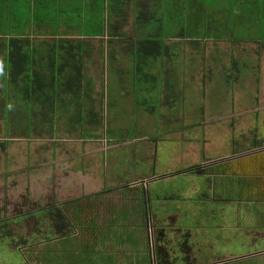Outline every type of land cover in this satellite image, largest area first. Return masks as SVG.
Instances as JSON below:
<instances>
[{
  "label": "flooded vegetation",
  "instance_id": "af4514ba",
  "mask_svg": "<svg viewBox=\"0 0 264 264\" xmlns=\"http://www.w3.org/2000/svg\"><path fill=\"white\" fill-rule=\"evenodd\" d=\"M4 43L0 39V46ZM241 133L220 131L213 143V138L173 137L162 142L164 149L173 145L165 151L158 142L146 143L140 150L152 151L148 178L122 179L117 203L108 186L66 200L53 195L47 204L71 201L66 207L70 264L98 252L113 253L114 264H264V134ZM141 164L147 165L141 162L135 170ZM20 206L26 211L17 215L19 221L0 220V240L31 264L36 250L60 240L44 238L49 232L38 200Z\"/></svg>",
  "mask_w": 264,
  "mask_h": 264
},
{
  "label": "crops",
  "instance_id": "0c3cea01",
  "mask_svg": "<svg viewBox=\"0 0 264 264\" xmlns=\"http://www.w3.org/2000/svg\"><path fill=\"white\" fill-rule=\"evenodd\" d=\"M235 1L236 5H232V8L227 4L228 6L226 7L229 8L224 9V3L221 0H207L204 4L193 0L198 16H194V19H192L190 18L191 0H62L61 3L60 0H51V5L46 10L50 12L49 15L54 20L44 22L41 26H34L32 33L38 35L36 37H29L34 39L30 40L31 43L39 46V48L50 49L52 47L56 48L55 38L60 37L62 33H69L75 38H79L80 36L78 34L85 32L101 31L104 35L91 36L90 38L94 42L87 40L84 44L83 73L85 74V83L80 91L81 97L78 100L79 103H75V100L71 102L69 99L57 103L54 106L55 113H59L56 118H59L63 113L64 119L59 118V121H55L56 118L52 117L51 121H49V119L44 120L42 118V115L46 113V103L41 101L34 105L39 117H35L33 122L41 126L49 122L46 128L52 125L56 128L58 124L64 129L74 127V121L70 120V117L73 115L72 111L75 112L76 106L81 107V104H84L86 108L88 107L91 110L96 103V110L100 114L107 103L108 99L106 96H111L110 93L113 88L116 91L118 90L121 95L125 94V97L128 96L131 98L130 100L133 102V105L139 107L138 95H142L139 92L149 91L151 92L150 96L153 97L152 91L156 87L153 82L161 83L162 81L165 82L164 88L158 91V95H161L164 99L168 95L167 92H169L171 96L169 100L171 102H167L166 107H164L165 103L163 104V110L167 114L161 120H156V113L159 112L160 108H157L155 111L152 107L153 128L155 127L154 123L159 122L161 124L159 127H167V129L172 130H183L195 127L203 129H223L224 126L226 127V122L230 121V123L236 124L234 122L235 118L228 113L238 111L258 113L257 109L260 106L258 104L259 92L264 89V41L257 40V42L244 44H233L229 41L230 39L228 41L224 40L223 42H208L212 44V50L217 52L212 59L213 65H211V58L209 57L210 51L212 50L210 47L205 49V46L202 47L200 44L199 38H212L210 34L212 32H218L221 28H227V30L231 31L232 29L237 30L239 27H246L254 32H264V4L257 5L258 2H262L263 0ZM250 3L254 4V6L256 4L257 7L244 9ZM230 15L231 17L228 22L227 16L229 17ZM64 17L68 18V20L63 19ZM55 18H59L60 21H56ZM90 18H92V21H89ZM98 18H102L103 20L101 25L99 24ZM188 29H192L189 31L194 33L205 34V36L198 35L199 37H196L194 41L198 43L195 56H193L194 54L192 56L189 55L187 46L184 43L186 37H188L186 36ZM47 33H58L59 35L49 36L46 35ZM157 33L161 34L159 39H161V44L166 50L165 54L163 57L153 61V64L151 62L149 63V60L139 61L136 56L139 38L141 39L150 34L153 36V34ZM166 33L174 35H171L165 40L164 34ZM2 47L6 52V60L8 46H4L3 44ZM97 47L103 52L109 48L108 52L106 51V59L104 58V62L102 54L97 59L93 57V55L97 54L94 52ZM222 51L226 52L228 56V59L224 61L221 60ZM125 57H127V60ZM189 58L194 60L196 69L187 70L186 62L190 60ZM108 59H110L111 66L106 64ZM247 59L253 61V64H247ZM130 64L134 65L129 72V74L132 72L131 79L126 77L127 67ZM171 64L172 66L168 69ZM219 70L225 72V80L223 82L222 79L217 81V91L214 94L217 100L218 98L220 99V105H215L220 107V110L216 111L214 104L211 109L208 108L209 106L206 107V105L195 106L191 109L188 104V98L191 94L190 90L195 92L199 102L204 103L207 82L211 84L212 79H216L215 76L218 75L217 71ZM53 73L54 75L57 74L56 69H54ZM136 74L140 76L137 79ZM71 75L72 73L66 74L67 77ZM140 79L146 83L143 84L144 86L138 85ZM106 82L109 87L108 85L106 86ZM191 82L192 85H190ZM59 86L60 83H58ZM219 86L222 88L225 86V95L221 91L219 92ZM10 90L11 87L9 88ZM11 91L8 95L9 99H11L3 102V114H0V119L6 113V110H9V114L10 112L12 114L15 113V116L21 119V124L22 119H25L27 123V119H29L28 110L24 107H19L23 104L22 101L19 102L18 106L13 104V101L16 99H14L13 95L10 96L12 94ZM118 92L114 95L115 97L120 96ZM51 93H58L64 97L73 96L72 91L67 89L57 88ZM225 97L229 98L226 103H224ZM166 99L168 100V98ZM132 102L130 103L132 104ZM214 102L216 103V100ZM80 110L82 111V109ZM190 111L194 112V114H191ZM87 118L85 115L86 124H80L82 128L87 127ZM83 121L82 118L79 123ZM141 122L144 123L145 121ZM258 122L264 123V120L261 117L259 119L254 118L251 124L253 129L260 128L256 125ZM16 123L19 126L17 118ZM222 123L223 125L221 126ZM91 125L94 127L93 124ZM4 141L6 142L2 145L5 146L11 145L12 143L10 138H4ZM144 146H147V144L145 143L142 148ZM2 176L0 174V178ZM9 179L4 175L2 187L5 193L6 189L11 187L12 185L10 184L14 181V179Z\"/></svg>",
  "mask_w": 264,
  "mask_h": 264
},
{
  "label": "rangeland",
  "instance_id": "374dc122",
  "mask_svg": "<svg viewBox=\"0 0 264 264\" xmlns=\"http://www.w3.org/2000/svg\"><path fill=\"white\" fill-rule=\"evenodd\" d=\"M196 1L203 4L207 2V0H195V2ZM221 1L222 3H224V9L229 8L226 7L228 5L231 8L232 5H236L235 0ZM261 3L264 4V0L262 2H258L257 5L260 6ZM190 4V18L194 19V16H198L197 9L194 7L195 3L193 2V0H191ZM252 7L257 6L256 4L254 6V4L250 3L248 6L244 7V9H252ZM46 12L50 13L47 10ZM230 17L231 15L229 17L227 16L228 22ZM67 27H69V25H67ZM64 29H66V27H64ZM189 30L192 29H188V34L186 35L188 37H186L184 43L187 46L189 55L192 56L194 54L193 56H195L198 48V43H195L194 41L196 37L205 36V34H198ZM36 35L38 34L32 33L31 37H36ZM171 35L174 34H164L165 40ZM210 35L212 36V38H199L200 44L202 45V47L205 46V49H207L208 47H210L211 50L213 49L212 44H209L208 42H223L224 40L228 41V39H230L229 41L233 44L251 43L257 42V40L264 41V32H254L246 27H239L237 30L232 29L231 31L227 30V28H221V30H219L218 32H212V34ZM128 36H130V34H128ZM0 39L4 38L2 37ZM84 40L85 42H87V40L90 42H94L92 41V38H86ZM108 50L109 48L105 49V52H103L102 50H100V48L97 47V49L95 48L94 50V52L97 54L93 55V57L97 59V57L102 54V59H106V51L108 52ZM216 54L217 52H214V50L210 51L209 57L211 58V65H213L212 59ZM5 55V50L2 46H0L1 115L3 114V102H7L11 99H9L8 96L10 93L9 88L14 87L10 85V65L8 57L5 62ZM221 57L222 61L228 59V56L224 51L221 52ZM105 59L103 60V62L105 61ZM125 59L127 60V57H125ZM189 59L190 60L186 62L187 70L196 69L194 60H192L191 58ZM148 60L149 63L151 62L153 64V60L147 59V61ZM109 61L110 59L106 61V64L111 66V63ZM246 63L251 65L253 64V61L247 59ZM171 66L172 64L168 67V69ZM131 67H134V65L130 64L127 67L126 77L129 79L132 78V72L131 74H129ZM217 74L218 75L215 76L216 79H212L211 84L207 82L204 103L199 102L197 96L195 95V92L190 90L191 94L188 98V104L191 109L192 107H198L201 105H206V107L209 106L208 108L211 109L213 108V104L214 106L220 105V99L218 98L217 100L216 97H214V94L217 91V81L222 79L223 82L225 80V72L223 70H219L217 71ZM138 77L140 76L136 74V79ZM164 83V81H162L161 83L153 82V84L156 85L155 89L152 91L153 97L150 96L151 92L149 91L139 92L140 94H142L138 95L139 107L133 105V102L130 100L131 98H129L128 96L125 97V94L121 95L118 90L116 91L113 88L110 93L111 96H106V98L108 99L107 103L99 114L101 123L94 124V127L88 123L86 128H82V126L78 124V122L80 121V117H82L83 120L86 121L85 115L88 114V110H90V108L87 107L83 109L85 115L83 111H79L78 109H76L75 112L72 111L74 115H71L70 120L74 121L73 123H75L77 128L69 127L64 129L59 124L56 128H54V125L46 128V125H48L49 122L44 126L38 125L37 123L33 122V128L30 132L31 135L30 137H27L28 135H25V130L23 128H26L27 126L30 127V120L27 119L28 123H26V120L22 119V124H19V126H17V117L15 116V113L12 114L10 112V114L13 116L12 120V116L9 114V110H6V113H4V115L1 116L0 119V174L3 175L0 178V208L5 207L6 197L10 196L8 197V201H10V203L6 205V215L10 218L7 221L16 222L20 220L16 217L17 215L23 214L26 211L25 209L20 208V205L25 201L29 202V205L33 204L37 200L42 204H47V202L50 201L51 198L53 199V195L58 196L59 200H66L69 198L72 199L76 198V196L80 197L86 195V193L89 194L90 192L92 193L102 191L105 186H108L107 188L112 189V193L110 194L109 198L112 201L114 199L116 203L119 202L121 197L123 196L121 191H118L119 186L123 184L122 179L127 180L126 183H131L134 181V179L138 178V175L139 177L142 176V178H148L146 177V175L148 174L149 166L153 164V162H151L153 158L152 151L144 152L141 151L140 148H142L145 143L152 142V140L153 143L158 142L165 151L172 148L173 145L166 144L167 146H165L164 149L162 142L165 140L166 143L174 141L175 139H173V137L213 138L214 140H209V142L213 143L219 142V140L221 139L222 136H220V131H224L226 133V136H229L231 132L236 133L238 136L240 132H242L241 134H244L246 136H252L253 132H259V134L261 135L264 134V132L260 129L262 128L264 130V123H256V125L260 127L259 129H253L251 125L254 118L259 119L261 117L264 120V89L260 90L259 92L260 96L258 98V104L260 106H258L257 109L258 113L250 111L228 113L233 118H235L234 122H236V124L230 123V121L226 122V127L224 126L225 128L223 129H203L195 127L183 130H172L167 129V127H159L161 126L159 122L154 123L155 127L153 128L152 107L153 109H155V111L157 108H160L159 112L156 113V120H161V118L163 119V116H166L167 114L166 112H164L163 108L166 107L167 102H171V100H169L171 98L169 92H167L168 95L165 96L164 99L161 95H158V91L164 88ZM143 84L146 83L142 79H140V81H138V85L144 86ZM107 85L108 84L106 82V86ZM190 85H192V82L190 83ZM219 87V92L221 91L222 94L225 95V86L223 88L221 86ZM163 91H165V89H163ZM116 92L120 93L119 97L114 96L117 94ZM12 95L13 92L10 96ZM166 98H168V100ZM14 99L16 100L13 101V104H16V106H18L20 100L17 98ZM214 100H216V103L214 102ZM228 100L229 98L225 97L224 103H226ZM130 102H132V104ZM164 103L165 105L163 107ZM22 105L19 107H24L27 110L29 106H34L28 104L27 106ZM29 110L28 115H30ZM215 110L219 111L220 107L215 106ZM52 111H54L53 108L49 109L48 113L50 114ZM58 114H54V118H56ZM191 114H194V112H191ZM33 117L38 118V112H34ZM59 118L64 119L63 113ZM59 118L57 117L55 121H59ZM140 120L145 122L142 123ZM49 121H51L50 116ZM84 121L81 122V124L84 123ZM222 125L223 123L221 124V126ZM231 127H233L234 129ZM4 138H10V140H12L11 145H2L6 142L4 141ZM139 158H141L142 160H138ZM141 162L146 163L147 165L145 166L144 164H141L135 170L134 166H137ZM134 174L135 176H133ZM4 175L6 176V178H10L9 180L14 179L12 184H10L12 186L6 189V193L3 192L2 187ZM151 186L153 187V184H150V187ZM105 211L106 210H104V212ZM27 231L31 232V229L28 228ZM2 240L3 239L0 240V264H24L22 260H19V253L13 251L10 248H6ZM3 241H5L6 243L8 242L6 241V239H4ZM47 245L48 244L45 245V248ZM60 246L61 242H57L56 247L60 249ZM54 247L55 246H51L50 249ZM34 253L36 256L34 258H31V264H54L55 262L51 261V258L46 256L48 252L46 253L42 249L36 250ZM56 258H59V260L56 259V263L60 262L62 259L60 254L57 255Z\"/></svg>",
  "mask_w": 264,
  "mask_h": 264
},
{
  "label": "trees",
  "instance_id": "16d2710c",
  "mask_svg": "<svg viewBox=\"0 0 264 264\" xmlns=\"http://www.w3.org/2000/svg\"><path fill=\"white\" fill-rule=\"evenodd\" d=\"M61 2L62 0H60ZM50 5L51 0H0V36L4 38V46H8L7 57L11 73L10 85L14 86L11 87L12 91H10L13 92L14 98L23 102L22 106L25 104L35 105L41 101L46 103V113L42 115L44 120H48L49 116L52 118L54 114H57L55 111H52L50 114L48 113V110L54 109L57 103L63 102L66 99L71 100V102L75 100V103H79L78 100L81 97L80 91L85 83V74L83 73L84 39L94 35H104L101 31L85 32L78 34L80 36L79 38H75L69 33H62L60 37L58 33H47L46 35L49 36H58L55 38L56 48H39V46L31 43L30 40L34 39L29 37L32 35L34 26H41L44 22L54 20L46 12V8ZM63 19L68 20L66 17ZM55 20L60 21L59 18H55ZM89 21H92V18ZM98 21L100 25L103 23L102 18H98ZM160 35V33H157L153 34V36L150 34L141 39L139 38V44L136 48V56L139 61H146L147 59L155 61L163 57L166 50L161 44V39H159ZM46 53L48 54L46 55ZM54 69L57 71L56 75L53 73ZM67 73H72V75L67 77ZM58 83H60L59 87ZM57 88L71 90L73 96H65V98L58 93H51ZM96 107L97 105L95 103L91 110L88 111V114H86L89 124L101 123L100 115ZM84 108H86L84 104H81V107L76 106L78 110L82 109L83 111ZM28 110L30 111V115L28 116L31 126L23 129L25 130V135L30 137V132L33 128V115L36 112V108L29 106ZM83 113L85 114V112ZM79 119L81 120L82 117ZM17 120L21 124V119L17 117ZM79 122L78 124H81ZM83 124H86V122ZM73 128H77V126L75 125ZM70 204L71 201L61 203L55 200L51 204L41 203L42 208L40 209L46 218V228L49 232L44 238L54 240L55 237H59L60 240L49 242L44 251L46 253L48 252L46 256L50 257L51 261H54L53 259L60 254L62 257L61 264H70L73 259L71 251L73 241L70 235L71 222L66 211V207ZM3 213L0 212V220L2 221L4 219L5 221V219H9L5 211ZM33 241L31 240L30 242ZM57 242H61L60 251L56 247ZM23 244H26L25 240ZM20 245H22L21 242ZM51 246H55L54 249H50ZM90 259L93 261V264H114L116 263L117 257L113 253L103 254L99 252L90 258L87 254L79 255L78 257L80 264L82 262L87 263Z\"/></svg>",
  "mask_w": 264,
  "mask_h": 264
}]
</instances>
